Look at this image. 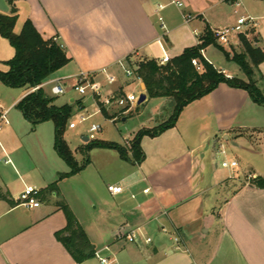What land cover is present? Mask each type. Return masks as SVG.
I'll return each instance as SVG.
<instances>
[{
    "label": "crops",
    "instance_id": "crops-1",
    "mask_svg": "<svg viewBox=\"0 0 264 264\" xmlns=\"http://www.w3.org/2000/svg\"><path fill=\"white\" fill-rule=\"evenodd\" d=\"M14 3L19 15L16 33L19 24L23 26L30 20L45 40L55 39L71 59L50 80L93 73L101 91L105 86L112 88L107 96L130 93L125 87L129 81L114 74L115 68L120 62H126V58L132 57L134 62L140 59L159 61L165 56L173 59L199 44L196 31L191 42L175 37L183 22L175 25L169 19L172 31L165 33L155 18L158 16L155 1L151 4L148 0H14ZM252 5L258 9L264 6V1L253 0ZM191 10L190 6L185 15L192 16ZM190 23L185 22L186 26ZM200 27L204 30L201 35L207 28L218 30L207 20ZM257 28L234 36L229 46L231 50L227 52L240 54L242 36L264 53L259 46L261 39ZM0 46L3 50L0 63L6 65L15 56V50L1 41ZM203 56L212 62L206 50ZM217 70L229 78L234 76L227 69ZM142 87L147 94L144 84ZM241 99L242 108L252 103L250 98ZM70 103L85 109L83 99L76 101L71 97ZM65 105L69 104L57 106ZM100 106L102 104H99L100 113L107 118L113 116L109 110L121 108L105 107L102 113ZM182 115L174 128L159 137L143 138L141 146L145 158L142 163L124 161L119 156L114 162L118 171L115 176L105 181L101 174L98 181H88L86 194L91 192V184L98 189L100 182L107 188L105 193L88 198L89 210L82 208L74 192L67 191L72 179L81 173L61 179L62 175L70 173V167L55 149V126L53 134L50 128L42 126L46 123L38 125L36 134L40 135L39 150L43 157L38 162L23 144L13 142V130H6L8 122L0 143V192L12 202L0 200V264H88L96 258L95 255L77 262L56 238L68 224L62 208L65 205L84 230L89 245L101 258L107 253L110 264L118 261L127 242L125 236L133 230L138 232V240L134 243L137 252L170 256L172 264H264V188L250 182L264 178V133L254 135L256 142L251 138V146L256 151H250L252 148L239 142L242 140L239 137H248V134L236 125L234 118L222 121L214 109L186 118H183L186 114ZM19 120L17 118L16 123ZM206 135L218 141L219 136L226 141L234 137V148L247 156L244 167L250 172L244 179L219 169V164L214 163L211 140L205 142ZM33 149L38 153L37 148ZM106 151L117 153L116 150ZM238 156L228 155L232 162H236ZM8 160L11 163H6ZM125 163L129 168L126 169ZM89 167L87 165L84 171ZM240 167L238 162L235 168ZM56 182L58 189L54 190L51 186ZM16 186H20L18 191ZM28 186L42 190V206L38 209H28L17 202ZM109 186H120L123 193L112 195ZM145 190H149L148 194ZM146 238H151L152 243L146 244ZM176 238H179L178 244ZM88 252L89 247H86L85 253Z\"/></svg>",
    "mask_w": 264,
    "mask_h": 264
},
{
    "label": "rangeland",
    "instance_id": "rangeland-1",
    "mask_svg": "<svg viewBox=\"0 0 264 264\" xmlns=\"http://www.w3.org/2000/svg\"><path fill=\"white\" fill-rule=\"evenodd\" d=\"M148 1H150L151 4H154L153 0ZM179 1L184 5L183 8L179 9L175 7H169L161 13V16L165 20L167 31H172V26L170 25V23H168L169 19L172 20L173 24L175 25L180 24V22L184 23L183 26H181L182 29L175 32L176 38H182V40H187L190 42L193 41V39L195 38L193 37V35H195L194 31H196V36H200L203 33L204 30H201L200 26L202 23H204L205 20L208 21L213 29H222L235 24L241 16H253L258 18L259 27L256 29V32L257 34H259V38L261 39L259 46L264 50V40H262V37H264V6L259 7L258 9L255 8L252 5L253 0H238V2L234 4L227 3L222 0ZM190 6L192 7V16H195V19L190 24H188V26H186L187 24H185L183 16L185 15V13H188V11L190 10ZM201 16L203 17V19H199ZM155 18L159 23L157 15ZM22 27L23 26L19 24V27L17 28V34L21 32ZM162 34L163 32L160 29V36H162ZM0 41L4 42L10 50H13V47H11L9 42L6 39H3L1 36ZM218 45L223 47L226 51L231 50V48L227 45H221L219 43ZM2 52L3 50L0 46V56ZM238 52L243 53L244 49L241 47V50H238ZM236 53V51L231 52V55H234ZM206 56L209 58V60L212 61L211 63L217 69H227L229 73L234 75L233 77L241 79L242 81H245L247 83L250 82L248 76L244 73V71H242L240 66L233 60L229 61L226 58L225 53L218 46H209L206 49ZM248 61L254 73L253 81L255 82L258 90L264 96V62H262L259 66H255L252 62H250V60ZM129 68L130 67L128 64H124V66L122 67L118 66L117 68H115L114 74L116 76H121L124 81H129L130 84L125 86L128 92L135 93L138 97L143 94L147 96V94L143 90V82L141 80H138L136 78H127L125 70ZM0 71H8V66L0 63ZM52 77L50 79H52ZM73 84L74 81H68L66 84L67 93L59 97L53 96L51 94L49 86H47L44 91L48 97L55 100V105L60 106L69 104L72 107L73 115L66 128L65 140L71 150L74 152L77 162L83 169L80 172L81 174L78 173L80 175L76 179H72V183L68 185L67 191L74 192L75 197L77 198L78 203L82 206V208H86L87 210H89L90 204L88 202V198L91 199V196H97V193L100 195L105 193V190L107 188L106 186L103 187L104 184H100L99 182V187L98 189H96V186L93 183L94 186H92V184L90 185L91 192L88 191L89 193L87 192L86 194V185H88V181H98V178H101V174L105 176V181L110 180L108 178L115 176L118 172L116 171L117 166H115L114 162L116 158H118L119 160L120 156L118 155L119 152L116 153L115 151H106L105 149H94L91 151L85 150L87 144L84 142V137L89 136V130L92 125H98L102 128L100 132L96 133V139L98 141L113 142L123 147L129 148V142L134 139L139 131L157 127L158 125L165 123V121H168L174 114L175 104L173 100L168 98L147 97L148 99L142 104L136 103L125 108H113L109 110L110 114L116 116V120H114L107 118L105 115L100 113V97H96L98 99V102L91 92L83 97L71 88V85ZM110 89L112 88H107V86H105L103 89L102 87L101 100H103V98L107 96V93L110 91ZM28 91V88L13 89L0 84V100L5 108H10L11 106L19 102ZM71 97H73L76 101L83 99L85 109L81 110L76 104L73 105L72 103H70ZM204 98L205 99L202 101H199L195 104L193 102V104L191 103L192 105H188L181 113V115L186 114V116H184L183 118H186L187 115L190 114H197L199 112L207 113L208 111L214 109L215 112L219 114L222 121H233V118L235 119V121H237L236 125L238 127H242V131H245L244 133L248 134V137H245L246 135L244 136V138L239 137L242 138V140L239 142L242 144H246V147L250 148H252L251 144H253L251 138L254 137V142H256L255 140H257V136L254 135L264 133V106L254 103L248 91L243 89H235L230 87L228 84L223 83L215 91ZM228 98L232 99L229 100ZM241 98H250L252 100V103L248 102L242 108L240 106L242 102ZM103 109L106 110L102 105V110ZM81 117L87 118V120L81 122ZM17 118H20L18 123H16ZM7 121L9 122V126H7L6 130L7 132L13 130L11 131V134L13 135L12 140L15 139V141L13 140V142L21 145L23 144L35 160H37L38 162L42 161L43 157L41 156L39 150L40 135L36 134L38 126L34 128L31 123H27L17 106H15L11 110ZM45 123L46 124L42 126L50 128L51 132H53L54 134L53 122ZM71 123L76 124V127L74 129H70L69 125ZM243 125H246L247 127L243 128ZM4 132L0 134V143L2 142ZM209 140H211V151H213L215 155L214 163L219 164L220 170L227 173H233L234 175L240 176L243 179L246 177V175L249 174L250 170L248 171L244 167L247 156L242 152L239 153L238 150L234 148V137H231L230 141H226L223 140L221 136H219L218 141V139H216L215 137L206 135L205 142L208 143ZM221 145H223V147H221ZM34 147L38 149V153L34 151ZM249 150L256 151V149L253 148L252 150ZM222 151H225V155L222 153ZM230 154H239V156L235 159H237L242 168L240 167L236 169L222 167L223 162H228L229 164L232 162L231 158L228 157V155ZM87 160L91 162L88 164L90 165V167L87 169V171H84L87 167L86 166L84 168ZM124 166L126 167V169L129 168L128 164L126 163ZM19 187L20 186H16L15 190H17ZM135 251L136 249L134 244L126 242L123 249L121 250L122 253H120V256L118 257V261L113 264H172V258L170 256L166 257L163 254H160L158 256L154 254L148 256L144 251L143 253H139L137 251L135 253ZM101 256L103 258H106L108 254L104 253ZM88 264H101V262L99 257H96L90 260Z\"/></svg>",
    "mask_w": 264,
    "mask_h": 264
},
{
    "label": "trees",
    "instance_id": "trees-1",
    "mask_svg": "<svg viewBox=\"0 0 264 264\" xmlns=\"http://www.w3.org/2000/svg\"><path fill=\"white\" fill-rule=\"evenodd\" d=\"M6 1L11 11L9 14L0 13V35L9 41L15 50V56L6 63L8 71H0V84L13 89L28 88L31 90L49 81L54 74L66 67L71 59L55 39L45 40L30 20L24 23L21 32L17 34L15 28L19 19L18 9L14 0ZM222 1L234 4L238 0ZM241 41L244 52L231 55L218 45L213 31L207 28L204 34L199 36L197 46L186 49L180 56L171 59L167 65H160L156 60L140 59L134 62L132 57L126 58V63L141 78L148 97L173 100L174 114L168 121L153 129L139 131L130 142L129 148L113 142L94 140L87 143L85 150H116L124 161L140 164L145 158L141 146L144 137L156 138L174 128L181 113L188 105L208 96L223 83L235 89L248 91L254 103L264 106V96L253 81L254 73L248 61L259 66L264 62V53L260 49L252 47L242 36ZM211 45L218 46L229 61L233 60L237 63L250 82L247 83L235 77L228 78L209 63L203 56V52ZM193 60L198 61L203 68L202 71L197 70L192 63ZM54 102L53 98L48 97L45 91L40 89L25 96L17 108L34 128L45 122H53L55 149L60 158L70 167V173L61 176V179H64L77 175L83 168L77 162L74 152L65 140L66 128L73 115L72 107L70 105L59 107ZM100 107L101 112L105 113L102 106ZM114 118L116 116H112L110 119ZM89 163L90 161L87 160L84 168ZM250 182L255 187L264 188V178L259 177ZM51 187L57 190L58 183H54ZM0 200L12 202L8 196L1 192ZM62 208L67 216L68 224L66 229L56 234V238L64 244L77 262L95 257L96 251L87 242L86 234L74 214L66 205ZM86 247H89L87 254L85 253Z\"/></svg>",
    "mask_w": 264,
    "mask_h": 264
},
{
    "label": "built area",
    "instance_id": "built-area-1",
    "mask_svg": "<svg viewBox=\"0 0 264 264\" xmlns=\"http://www.w3.org/2000/svg\"><path fill=\"white\" fill-rule=\"evenodd\" d=\"M156 2V10L157 14L159 17V22L161 25V28L167 33V27L165 24L164 18L161 16V13L165 11L169 7H176V8H183L184 5L182 2L179 0H154ZM195 19L194 16L191 15H185L184 16V21L186 23H190ZM258 21L256 18L253 17H245L242 16L240 17L236 24L230 27H225L222 29H218L213 31L214 36L217 40V43L221 45H227L230 46L234 36H238L241 34H244L246 30L254 29L258 27ZM171 59L167 56L164 58L160 59L158 63L160 65H167ZM193 65L197 68L198 71H202V66L198 63L197 60H193ZM126 62H120L119 66H124ZM127 65V64H126ZM125 74L127 78H136L138 80H141L135 72L129 68L125 70ZM228 77V76H227ZM229 78V77H228ZM74 81V84L71 85V88L74 89L76 92H78L81 96H86L89 92L93 94V96L100 97L101 104L104 107H110V106H119L121 108H125L129 105H134L139 102L140 97L136 96L135 93H127L123 95H110V96H105L103 100L102 98V93H101V86L95 81V76L93 73H81L78 76L75 77H68L64 79H54V80H49L42 84L39 87H35L31 90H29V94L37 92L40 89H45L47 86L50 87L51 94L53 96L59 97L63 96L67 93V82L68 81ZM109 81H113V78L108 77ZM142 81V80H141ZM18 104H14L10 108H5L0 100V134L4 131L6 125L8 124V117L11 112V110L17 106ZM87 118L81 117V122L86 121ZM71 129H74L76 127L75 123H71L69 125ZM102 130L101 126L98 125H92V127L89 130V141H94L96 139V133L100 132ZM223 147V145H221ZM225 153V152H224ZM6 163H11L10 160L6 161ZM238 166L237 162H231L230 164L228 162H223L222 167L223 168H235ZM108 191L112 195H119L123 193V188L120 186H109ZM149 190H145L144 193L148 194ZM41 198H42V190L37 188V187H32L28 186L26 187L22 193L19 195L17 202L19 203L20 206L26 207L28 209H38L42 206L41 203ZM125 239L127 242L134 244L138 240V232L136 230L130 231L128 234H126ZM146 244H151L152 239L151 238H146L145 239ZM175 242L178 244L179 243V238L175 239ZM108 250V248H106ZM97 257L99 256V253H96ZM101 264H110V261L107 258H101L100 257Z\"/></svg>",
    "mask_w": 264,
    "mask_h": 264
},
{
    "label": "water",
    "instance_id": "water-1",
    "mask_svg": "<svg viewBox=\"0 0 264 264\" xmlns=\"http://www.w3.org/2000/svg\"><path fill=\"white\" fill-rule=\"evenodd\" d=\"M10 11H11V9H10V6L8 5L7 1L6 0H0V13L9 14ZM146 97L147 96L144 94L141 95L138 104L144 103L146 100ZM88 141H89V138L87 137L86 142H88Z\"/></svg>",
    "mask_w": 264,
    "mask_h": 264
}]
</instances>
